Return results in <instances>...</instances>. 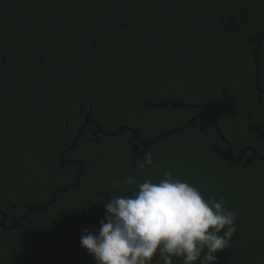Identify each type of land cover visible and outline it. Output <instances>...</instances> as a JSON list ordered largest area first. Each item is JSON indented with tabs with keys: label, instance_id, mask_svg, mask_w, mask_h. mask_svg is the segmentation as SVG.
Masks as SVG:
<instances>
[{
	"label": "trees",
	"instance_id": "16d2710c",
	"mask_svg": "<svg viewBox=\"0 0 264 264\" xmlns=\"http://www.w3.org/2000/svg\"><path fill=\"white\" fill-rule=\"evenodd\" d=\"M264 33V0H0V264H96L81 246L87 229L97 233L109 196L131 195L137 183L158 182L165 172L221 196L237 213L232 247L216 253L219 264H264V160L232 164L251 148L264 156V94L254 86L252 52ZM258 86L264 91V38L258 47ZM192 107L151 109L147 103ZM134 155V130L149 142ZM73 161L60 171L59 155ZM67 124V126H66ZM141 149V147L139 146ZM151 154L153 166L139 167ZM120 182L122 191L112 187ZM2 216L0 214V220ZM82 223H88L83 226ZM223 231V230H222ZM152 264H164L157 254ZM173 264H183L173 257ZM196 264H199L197 261Z\"/></svg>",
	"mask_w": 264,
	"mask_h": 264
},
{
	"label": "clouds",
	"instance_id": "9594fccd",
	"mask_svg": "<svg viewBox=\"0 0 264 264\" xmlns=\"http://www.w3.org/2000/svg\"><path fill=\"white\" fill-rule=\"evenodd\" d=\"M145 165L153 166L150 153L139 167ZM124 184H136V190L109 196L98 232L85 229L81 236L96 264H152L157 254L164 264H173V257L183 264H219L216 253L232 247L237 213L225 207L223 196L205 198L171 172L158 182L137 183L129 175ZM112 187L123 190L117 180Z\"/></svg>",
	"mask_w": 264,
	"mask_h": 264
},
{
	"label": "water",
	"instance_id": "95a60500",
	"mask_svg": "<svg viewBox=\"0 0 264 264\" xmlns=\"http://www.w3.org/2000/svg\"><path fill=\"white\" fill-rule=\"evenodd\" d=\"M264 38V33L258 38V40L256 41L255 43V46L253 48V52H252V60H253V65L255 67V75H254V86L256 88V90L258 91V93H261V94H264V91H262L259 86H258V75H259V60H258V47H259V44L260 42L262 41V39ZM167 106H170L172 108H184V107H192L190 105H183V104H180L178 102H167V103H163V104H152V103H147L144 105L145 108H151V109H160V108H164V107H167ZM200 112L193 116L191 118V120L189 122H187L184 126L178 128V129H174V130H170L168 132H165V133H162V134H159L157 135L156 137H154L152 140H150L149 142H143V141H140L138 140L137 138V135L136 133L134 132V130L132 129H129V128H118L115 132H112V133H105L104 131H102L97 125H95L96 127V130L93 132L94 135H103V136H116L118 135L119 133L125 131V130H128L132 133V137H133V140L137 141L138 144L140 145L141 149H139L138 145L135 144V143H132L131 144V151L134 155H142L144 154L145 152H147L151 145L157 141L158 139L162 138V137H165V136H168L170 134H174L176 132H179L181 130H184L186 128H188L190 125H192L199 117L201 116H209L211 117V120H212V125L214 127V130L217 132V134L221 137V134L219 133L217 127H216V124H215V120L213 118V116L208 113V112H205L203 109L199 108ZM89 124V121L85 120V122L82 124V126L79 128V130L77 131V134L73 140V142L71 143V145L64 151L62 152L60 155H59V164H60V171H63L64 168L67 166V165H71L72 163H74L73 161H66L64 160L63 158V155L64 153L68 152L70 149H72V147L77 143L84 127ZM67 126V124H66ZM250 130H252L255 135L258 137V138H264V130H261L259 128H257L255 125H253L252 127H250ZM222 138V137H221ZM225 142V148H222L218 145H212L210 147V149L212 150V152L218 156L220 159L224 160V161H227V162H230L232 164H236L238 162H240L245 153L248 151V152H251V156L248 157L246 160H245V165L250 161V160H259V161H263L264 160V156L260 157L257 155L256 151H254L253 149L251 148H246V149H243L241 151H239L237 153L236 156H233V152H232V149L230 147V145L226 142ZM80 165V168H79V172L78 174L71 180L69 181L65 186H63L62 188H60L58 191H56L51 199L45 203L44 205L42 206H39V207H35V208H27L25 213H23L19 218H17L13 224L11 226H8L6 227L5 226V215H3L1 212V216H2V219L0 220V226L1 228L4 230V231H7V230H12V229H15L16 226L18 225V223L22 222L27 216L31 215V214H34V213H37L39 211H42L48 207H50L51 205H53L59 198L60 196L72 185L74 184L78 178L80 177L81 173H82V165L79 163ZM83 226H87L88 223H82Z\"/></svg>",
	"mask_w": 264,
	"mask_h": 264
},
{
	"label": "flooded vegetation",
	"instance_id": "af4514ba",
	"mask_svg": "<svg viewBox=\"0 0 264 264\" xmlns=\"http://www.w3.org/2000/svg\"><path fill=\"white\" fill-rule=\"evenodd\" d=\"M136 142V141H135ZM137 145H138V147L140 146L139 144H138V142H137ZM140 149V148H139Z\"/></svg>",
	"mask_w": 264,
	"mask_h": 264
}]
</instances>
